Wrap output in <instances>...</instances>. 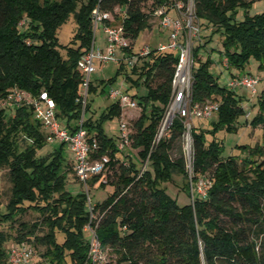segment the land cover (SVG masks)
I'll return each instance as SVG.
<instances>
[{
	"label": "trees",
	"instance_id": "trees-1",
	"mask_svg": "<svg viewBox=\"0 0 264 264\" xmlns=\"http://www.w3.org/2000/svg\"><path fill=\"white\" fill-rule=\"evenodd\" d=\"M253 1L0 0V98L14 86L32 95L46 91L55 100L60 121L74 124L81 115V105L76 102L82 80L80 59L91 45L90 14L96 5L116 19L121 14L124 35L132 42L150 27L149 18L159 7L168 11L180 2L184 10L192 3L199 24L222 36L221 53L227 67L241 70L254 57L261 69L264 10L248 14ZM240 7L244 14L238 18ZM71 14L76 29L62 54L57 29ZM200 45L192 47L190 97L193 103L219 101L213 138L207 139L202 128H190V172L182 149L177 157L171 153L184 134L183 117L175 114L169 136L153 144L169 102L178 51L152 46L131 68L138 76L135 84L141 78L147 90L140 96L131 95L137 98L141 113L130 135L131 147L137 151L128 155L127 164L120 158L114 138L101 125V119L121 114L118 102L113 101L101 119L93 121L84 114V126L97 142L91 156L108 155L107 167L112 170L119 164L110 182L112 192L92 211L86 209L84 190L73 194L65 188L66 175L61 171L64 144L47 157L37 156V150L48 142L47 131L32 107L0 109V167H8L11 182L10 197L4 211L0 209V223H18L15 235L0 229V264H9V240L14 241L11 245L30 241L43 246L47 264H91L90 240L84 236L88 225L102 250L110 248L118 254L119 264H264V159L255 158L264 155V150L260 145H241L240 153L222 155L220 141L214 137L216 129H236L238 117L246 110L239 94L209 71L210 58L200 60ZM123 69L121 61L116 74ZM101 82L103 91L106 81ZM262 82L250 124L264 127V78ZM95 89L91 81L86 111L89 94ZM18 134L30 141L23 149L18 148ZM146 160L148 167L142 169ZM174 173L183 177V190L191 198L187 203L178 204L164 187ZM202 176L210 184L204 194H198L193 187ZM98 178L93 175L90 183ZM27 210L38 213L40 219L18 220ZM92 212L98 214L95 220Z\"/></svg>",
	"mask_w": 264,
	"mask_h": 264
},
{
	"label": "rangeland",
	"instance_id": "rangeland-1",
	"mask_svg": "<svg viewBox=\"0 0 264 264\" xmlns=\"http://www.w3.org/2000/svg\"><path fill=\"white\" fill-rule=\"evenodd\" d=\"M149 5H146V9H148ZM189 11L187 14L193 13V5L192 3L188 4ZM187 8V9H188ZM184 9V10H187ZM264 10V0H255L250 4L248 8V14L253 15L255 13L262 12ZM244 9L238 8L237 17H243ZM175 9L170 8L168 10V14L170 16H174ZM193 22L196 26L199 27L198 33L194 36L193 45L200 43L198 55L200 60H205L206 57H209L211 62L209 64V71L218 77V81L221 84H225L228 86L229 80L233 77V75L239 74H253L260 78L256 88L260 90L262 86V80L264 78V67L259 68V62L254 57H250L248 62L245 64L243 69L239 70L235 67L230 68L227 67V61L225 60L224 56L221 53L223 50L222 44V36L219 32L211 30V28L204 24H199L197 19L193 17ZM118 20L121 21L122 17L119 14ZM118 22V21H117ZM150 27L144 30H141L138 35L133 39L132 44V52H138L142 48L146 46L152 47L157 46L159 42L166 40V31L161 27L159 24V18L156 14H153L149 18ZM76 29V23L71 14L66 21H64L57 29V37H58V49L60 53L65 54V45L69 43L72 39L73 34ZM104 38L105 34L100 29V27L96 31V38H95V45L100 46L101 48L104 47ZM119 62L116 61H109L105 63L103 66L99 64L97 60H95V71L91 74V80L96 87L93 92H90L89 99L90 105L85 113V117H91V119L97 120L101 119L103 114L107 113L108 107L113 102V99L109 96V91L112 88H118L127 92L128 94H137L140 96L145 94L146 86L142 82L143 79L140 78L139 84H135L137 79V74L131 71V68L125 64V69L122 72L116 74ZM116 75V76H115ZM115 79L107 83V79L110 77H114ZM102 80L106 81L104 90L102 91ZM236 92L242 98V105L246 112L241 114L237 119V127L234 130L229 131L225 126L219 127L215 131L214 137L220 141L222 146V155L227 156L229 154H238L240 153V149L242 148L241 145H249L254 147L256 145H260L264 150V127L262 125H252L250 124V120L252 119L253 115L256 113L257 105L255 104L256 95L251 92L249 88L238 86L235 88ZM137 100V98L135 97ZM9 111V110H8ZM141 113V106L138 105L137 108H122L121 114H113L111 117H105L101 119V125L103 127L104 132L108 136H112L115 140V144L117 145L120 142L119 135H120V126L121 122H126L128 127H133L134 121L139 117ZM247 114V115H246ZM60 120V119H59ZM217 120V114L215 113L210 118H188L187 121L190 123L191 127H198L202 128L206 131L207 139L213 138L211 130L214 128L213 122ZM74 119H72V122ZM62 122V120H61ZM66 124L65 121L62 122ZM18 148L23 149L27 144H29V139H27L22 134H18L16 137ZM60 142L52 141L46 142L40 149L37 150V156L39 157H47L53 152L58 146ZM179 149H182L186 162H187V169L190 172L189 166V159L191 155V137L189 135V139H187L186 135L183 134L182 138L176 143L175 147L172 150V156L177 157L179 153ZM136 149L132 148L131 146L126 147L124 152L127 154L122 153L120 154V158L124 161H127L129 158V154L135 155ZM118 155V153H117ZM245 154L241 153V156ZM62 166L61 171H65V188L70 193L76 194L81 192L85 188L82 186L81 182L76 178L74 168H73V160H72V152L67 145H63L62 150ZM255 158L259 161L264 159V155H256ZM118 165H115L113 170L110 166L105 167L103 171H101L98 175L99 178L90 183L91 180L88 181V193L90 197V201L94 206L97 203L102 202L105 198L109 196V194L113 190V186L110 183L112 180L115 179V171L118 168ZM148 167L147 161L143 163V168ZM92 179V178H91ZM183 177L178 174L174 173L173 178L170 182L164 184V187L172 197L176 198L178 204H184L190 201V197L185 193L183 190ZM103 182V183H102ZM210 181L207 176H202L199 178V181L194 184L193 191L198 194H202L205 192L206 188L209 186ZM10 190H11V182L9 180L8 175V167H0V209L4 211L5 205L10 197ZM89 208L88 202L86 200V209ZM18 220H24L27 222H33L37 219H40V216L36 212H32L27 210L26 212L18 215ZM91 217L93 220L98 218L97 213H91ZM17 222H3L0 223V229H3L11 235L16 234V227ZM92 226H86L84 231V236L88 240L92 237ZM59 239L61 237L59 236ZM14 241L9 240L6 243L8 247ZM29 244L33 248V258L32 264H47L42 256V252L44 251V247L35 244L33 242L28 241ZM27 242V243H28ZM264 244V240H263ZM100 262L98 264H119L118 263V254L110 249H101L100 251ZM126 264V263H121Z\"/></svg>",
	"mask_w": 264,
	"mask_h": 264
},
{
	"label": "built area",
	"instance_id": "built-area-1",
	"mask_svg": "<svg viewBox=\"0 0 264 264\" xmlns=\"http://www.w3.org/2000/svg\"><path fill=\"white\" fill-rule=\"evenodd\" d=\"M177 11L176 16H170L164 7H159L154 14L159 18L161 27L168 31L166 41L159 42L157 49L159 50H177L178 60L175 63V70L171 81V93L167 104L164 117L159 125L158 131L153 139V144L157 143L161 138L169 136V129L175 114L183 117L185 126L184 135L189 139L191 125L187 121L188 118H210L219 109V101L207 99L203 102H192L190 97V86L192 81V68L194 60L192 57V47L194 36L199 31L192 19V14H187L189 8L182 9L180 2L174 3L171 7ZM92 25V41L89 48L81 56L80 69L82 71V80L76 97V102L81 105V115L79 119L68 126L63 124L56 114L55 100L50 97L46 91H41L37 95H32L26 90L16 86L8 90L6 96L0 98V109L7 106H31L34 116L42 123L46 129V140L48 142L58 141L67 145L72 152L73 168L76 178L85 188L87 195L88 210L92 211L93 205L90 201L88 193V181L93 175L99 174L110 160L109 156L104 154L97 158L91 156L97 147L96 139L89 134L84 126V114L88 103L89 86L91 83V74L95 71V60L103 66L109 61H123L130 68L134 66L135 59L145 56L150 47L146 46L138 52H132V42L124 35L121 21L116 19L111 12L100 9L96 5L90 14ZM118 21V22H117ZM100 29L105 34L104 47L95 45L96 31ZM131 49V51H129ZM227 61L226 57H224ZM227 66V65H226ZM260 78L253 74H239L233 76L228 87L235 90L236 87L242 86L249 88L253 94L257 92V84ZM236 91V90H235ZM109 96L114 102H118L122 108H137L138 103L127 92L118 88H112ZM247 115V114H246ZM131 128L126 122H121L120 126V142L116 145L119 153H125L126 147L131 146ZM190 160V159H189ZM147 161V160H146ZM127 164V161L123 162ZM203 192L202 194H204ZM90 226V225H88ZM100 245L92 231L90 239V250L88 257L91 264L100 262ZM9 264H32L33 248L28 243L13 244L9 251Z\"/></svg>",
	"mask_w": 264,
	"mask_h": 264
},
{
	"label": "crops",
	"instance_id": "crops-1",
	"mask_svg": "<svg viewBox=\"0 0 264 264\" xmlns=\"http://www.w3.org/2000/svg\"><path fill=\"white\" fill-rule=\"evenodd\" d=\"M176 15H177V11L175 10L174 16H176ZM165 31H166V38L165 39L167 40V38H168V31L167 30H165ZM166 40H164V41H166ZM72 160H73V158H72Z\"/></svg>",
	"mask_w": 264,
	"mask_h": 264
}]
</instances>
